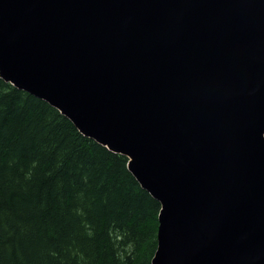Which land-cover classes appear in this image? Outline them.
<instances>
[{"label": "water", "instance_id": "water-1", "mask_svg": "<svg viewBox=\"0 0 264 264\" xmlns=\"http://www.w3.org/2000/svg\"><path fill=\"white\" fill-rule=\"evenodd\" d=\"M0 76L129 158L151 264H264V0H0Z\"/></svg>", "mask_w": 264, "mask_h": 264}, {"label": "trees", "instance_id": "trees-1", "mask_svg": "<svg viewBox=\"0 0 264 264\" xmlns=\"http://www.w3.org/2000/svg\"><path fill=\"white\" fill-rule=\"evenodd\" d=\"M128 162L0 76V264H151L161 203Z\"/></svg>", "mask_w": 264, "mask_h": 264}, {"label": "bare ground", "instance_id": "bare-ground-1", "mask_svg": "<svg viewBox=\"0 0 264 264\" xmlns=\"http://www.w3.org/2000/svg\"><path fill=\"white\" fill-rule=\"evenodd\" d=\"M155 198V197H154ZM161 210V209H160Z\"/></svg>", "mask_w": 264, "mask_h": 264}]
</instances>
